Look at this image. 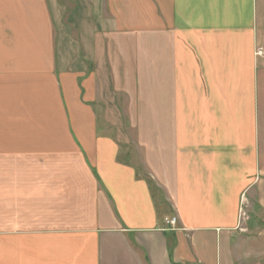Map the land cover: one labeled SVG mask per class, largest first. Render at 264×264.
<instances>
[{
    "label": "crops",
    "instance_id": "0c3cea01",
    "mask_svg": "<svg viewBox=\"0 0 264 264\" xmlns=\"http://www.w3.org/2000/svg\"><path fill=\"white\" fill-rule=\"evenodd\" d=\"M259 48L264 0H0V264H264Z\"/></svg>",
    "mask_w": 264,
    "mask_h": 264
},
{
    "label": "rangeland",
    "instance_id": "374dc122",
    "mask_svg": "<svg viewBox=\"0 0 264 264\" xmlns=\"http://www.w3.org/2000/svg\"><path fill=\"white\" fill-rule=\"evenodd\" d=\"M72 4L68 5V9L65 11V15H66V18L64 20L67 21V25H68V30H70L69 32V37L76 42V44L78 43V39L80 40V42L82 41L81 40V36L82 34H84L86 37H87V33L88 31L90 33L93 34L94 33H97L99 35V33H101L103 30L101 29V27H99L97 24H96V21L99 20L100 16L96 13H92L94 12L92 10L91 13H89V10L81 5L76 9H72ZM83 7L85 8V10L83 9ZM37 12V11H36ZM90 15V17H88ZM21 21V19H20ZM41 20L38 19V17H36L35 19V23L36 25L40 22ZM92 27V28H91ZM97 35V36H98ZM46 36L44 35H37L35 34V42L36 43H42L45 41V38ZM56 37V36H55ZM57 38V37H56ZM58 39H60V37H58ZM79 44V43H78ZM80 46V45H79ZM77 49V48H76ZM75 49V50H76ZM78 50V49H77ZM79 51V50H78ZM63 54H65V57H63V66H65L67 64V66H69V61L71 60V55L73 54L72 52L69 54L68 51L66 52H63ZM137 76H139V73L137 72ZM82 78L78 79V83H79V89L80 91H82ZM81 81V82H80ZM150 86V84H148V87ZM137 87V84H133V89H135ZM151 90H153L152 88H150L149 90H147V94H150ZM65 104V103H64ZM59 107V105H57ZM122 108V107H120ZM101 112V109L99 110ZM99 114V113H98ZM38 115V114H37ZM70 117L72 118L71 115H67V121L68 122H71L70 120ZM56 118V121H59V119L61 118V115L60 113L57 114V116L55 117ZM39 119V121H38ZM36 121L38 122H41V121H45L43 118H42V115L40 114V116H36ZM64 121V120H63ZM73 121V120H72ZM102 123V119H101V114L98 115V123Z\"/></svg>",
    "mask_w": 264,
    "mask_h": 264
},
{
    "label": "built area",
    "instance_id": "2783aa9c",
    "mask_svg": "<svg viewBox=\"0 0 264 264\" xmlns=\"http://www.w3.org/2000/svg\"><path fill=\"white\" fill-rule=\"evenodd\" d=\"M259 56L264 57V51L262 50V48H259L256 52ZM164 222L168 225H170L171 227H175L176 225V217L172 216L170 218H165Z\"/></svg>",
    "mask_w": 264,
    "mask_h": 264
}]
</instances>
